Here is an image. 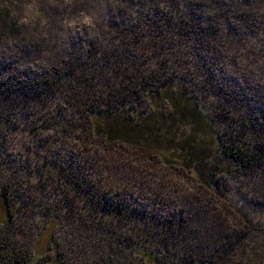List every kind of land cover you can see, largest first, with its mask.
<instances>
[{
  "label": "rangeland",
  "instance_id": "rangeland-1",
  "mask_svg": "<svg viewBox=\"0 0 264 264\" xmlns=\"http://www.w3.org/2000/svg\"><path fill=\"white\" fill-rule=\"evenodd\" d=\"M184 1L0 0L3 82L70 61L91 73L101 52L149 33L156 45L114 57L137 70L132 88L115 97L128 98L131 124L164 119L151 121L155 134L142 129L149 147L107 143L57 93H25L34 101L20 116L6 113L18 112L23 97L1 91L0 251L29 264H47L55 250L69 264H148L138 249L156 251L158 264H264V0H189L213 44L202 52L182 46L185 31L174 44L150 24ZM140 77L154 93L164 85L183 92L211 128L146 94ZM192 136L207 144L195 158ZM216 136L248 164L226 167Z\"/></svg>",
  "mask_w": 264,
  "mask_h": 264
},
{
  "label": "trees",
  "instance_id": "trees-1",
  "mask_svg": "<svg viewBox=\"0 0 264 264\" xmlns=\"http://www.w3.org/2000/svg\"><path fill=\"white\" fill-rule=\"evenodd\" d=\"M190 2L191 1L189 0H185L180 10H178L177 7L174 9L172 7V9H166V11H160V15L162 17L161 20L159 19V21H156L155 23L150 21V24L154 25V27H157L160 32L164 33V35H161L158 32L163 39H169V42L172 43L181 42V36H183L182 31H185V35L187 34L190 39L187 44L184 43L182 45L184 47L187 46L186 49L190 47L193 48L191 50H195L198 47V50L202 52L204 51L202 49V45L204 44L206 49H211L213 47L211 46L212 42L210 40L206 42L203 38L206 33L205 28H208V26H206V24H202L204 23L202 22L203 18L197 14V10L193 9L192 2ZM154 39L153 35L148 33L143 42L150 43L149 45H151V43L156 45L158 42ZM119 40L122 39L119 38ZM159 41H162V38ZM108 42H110V44L113 43L111 41ZM141 42L142 41L129 43L122 41L120 43V47L110 46V50L101 52V59L103 60L102 64H100L99 68L98 66H92V70L90 68L91 73L87 72L89 69L86 70L83 64L76 61H70L68 64H59L56 67L51 66L48 71L43 70L44 72L37 74L32 79L28 77L19 79L13 77V79L10 80V86L8 85L9 82L6 84L1 80L2 78H0V81H2L0 82V93H2L1 91H3V93L5 92V95H9V93H11L13 96H18V99L21 95L24 99L21 107L17 106L18 112L6 113L1 109V107L5 105L2 101H5L6 98V96L2 94L3 96L0 98V103L2 102L3 105L0 104V111H3L8 115L14 114L21 116L24 114L23 111L24 106H26V102L34 101L32 100V97L25 95V93L36 89L42 96L41 99L46 97L49 93H57L58 97L56 99L62 100V103H60L61 105L64 104L66 107L72 103V110L76 113H80L83 119H87V121L91 124L93 135L96 134L97 136H102L104 141L107 143L121 142L133 146L149 147V145H151L149 143L150 140L147 142L146 134L141 132L142 129H146L150 134H155L154 129H151L150 126H152V123L155 122L159 125L163 123L164 119L157 115L154 116L150 114L148 117L145 116L142 121L131 124V118L126 116L130 105L128 98L123 96L118 102V98L116 97L117 95L119 97V95L126 94L130 88H132L134 82L131 81L129 74H132V72H136L137 70L132 64L122 65L121 62H113L114 57L119 58L121 54H134V52L141 50L139 48V43ZM169 45H171V43H169ZM136 55H134V57ZM107 58L110 60L109 62L105 61ZM100 74L108 76L103 78ZM128 77L130 81L128 83H124L123 80ZM143 78L145 77H140L138 83L139 85L144 86L146 94L159 95V97L164 95L163 98L169 100L171 104H173L176 113H180L183 117H185L184 115L189 117V119L193 121L194 126L198 129L202 127L211 128L210 121L205 117L202 111L199 110L197 105L189 102V100L184 97L183 92L177 91L174 89V86L167 88L164 85L158 92L154 93L153 89L151 90V81L146 78L142 81ZM170 85L173 84L171 83ZM9 99L10 98L8 96V101ZM72 100L73 102H70ZM7 105L8 108L12 106L9 105V103ZM151 121L153 122L151 123ZM42 123L45 122L42 121ZM192 141L193 143H189L190 147L188 148L187 154L195 158L198 154L197 151L203 150L204 146L207 144L204 139L201 140L194 136H192ZM214 141L217 146H219L218 154H220L223 158V161L226 163V167L228 166V168H230L240 165L245 166V163L247 162H244V160L239 157L240 154L238 152L232 151V149L226 151L224 146L219 144L220 141L217 136ZM162 158L166 159L163 155ZM245 159L247 158L245 157ZM198 172L200 173L198 174L201 178L203 176L206 177L207 175L206 171H202V173L200 171ZM2 194L3 192L0 189L1 198ZM1 198V210L6 212V202L3 198ZM41 235L42 234L38 235L34 242V246L36 248L38 239L40 238L43 240ZM138 253L145 261H147L148 264H158L156 251L147 252L145 250L138 249ZM29 262L30 260L28 258L26 259L22 255H19V253L15 250L6 252L0 251V264H29ZM44 262L47 264H69L63 260L62 255L58 252V250H55L52 257Z\"/></svg>",
  "mask_w": 264,
  "mask_h": 264
}]
</instances>
